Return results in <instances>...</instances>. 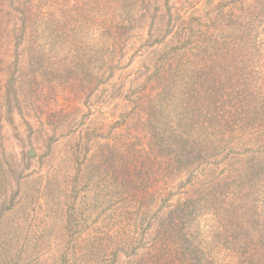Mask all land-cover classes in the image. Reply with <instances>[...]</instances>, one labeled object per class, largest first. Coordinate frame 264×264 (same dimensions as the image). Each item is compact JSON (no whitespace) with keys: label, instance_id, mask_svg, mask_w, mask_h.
I'll return each instance as SVG.
<instances>
[{"label":"rangeland","instance_id":"374dc122","mask_svg":"<svg viewBox=\"0 0 264 264\" xmlns=\"http://www.w3.org/2000/svg\"><path fill=\"white\" fill-rule=\"evenodd\" d=\"M0 1L4 11L12 12L3 20L7 29L0 38V264H133L151 243L158 213L184 196L186 185H179L183 192L168 201L164 193L158 204L150 194L140 200L120 186L112 174L118 153L129 145L141 147L150 132L132 126L133 105L121 100L117 88L128 87L147 53L159 49L163 37L169 39L166 2L182 12L185 5H199L206 17L212 5L203 10L205 0L113 3L115 20L104 36L113 39L121 25L131 34L118 37L115 59L122 61L102 81L98 70L94 77L90 70L105 44L103 9L96 7L95 14L86 16L80 10L84 0ZM98 4L103 8L104 3ZM197 13L194 9L192 16ZM56 18L61 34L53 39ZM36 20L39 27L33 29L30 22ZM205 22H194L195 30L208 31ZM260 24L256 44L261 46H255L260 52L254 59L259 70L264 21ZM203 44L201 49L209 36ZM229 48L231 56L237 52V44ZM245 52L243 60L237 54L228 60L250 65ZM61 73L63 85L57 77ZM247 146L235 148L234 155H249Z\"/></svg>","mask_w":264,"mask_h":264},{"label":"trees","instance_id":"16d2710c","mask_svg":"<svg viewBox=\"0 0 264 264\" xmlns=\"http://www.w3.org/2000/svg\"><path fill=\"white\" fill-rule=\"evenodd\" d=\"M127 1L84 0L80 6L86 16L103 9L105 44L99 47L98 66L94 60L90 70L93 77L98 70L102 81L110 79L122 61L115 59L118 37L131 34L121 25L113 39L104 36L115 20L113 3ZM95 2L104 3L103 8ZM166 4L169 39L163 37L158 42L162 46L147 53L128 87L117 88L121 100L133 105L132 126L150 133L141 147L129 145L118 153L112 174L126 193H137L140 200L150 194L155 204L164 193L168 201L179 185L186 189L158 213L151 243L133 264H264V65L260 72L254 60L260 52L255 46L264 0H205L203 10L212 5L207 17L199 5H185L182 12ZM3 7L0 1V38L7 29L3 20L12 14ZM204 19L208 31L197 32L194 22L202 24ZM55 22L59 28L53 39L61 34L59 19ZM36 23L30 26L34 29ZM207 36L209 44L201 49ZM231 44H237L232 56ZM244 52L250 65L238 60ZM236 54L238 58L228 60ZM57 77L63 85V73ZM244 146L249 155H234L235 148ZM219 169L226 174L217 175Z\"/></svg>","mask_w":264,"mask_h":264},{"label":"water","instance_id":"95a60500","mask_svg":"<svg viewBox=\"0 0 264 264\" xmlns=\"http://www.w3.org/2000/svg\"><path fill=\"white\" fill-rule=\"evenodd\" d=\"M32 153H30V155H31Z\"/></svg>","mask_w":264,"mask_h":264}]
</instances>
